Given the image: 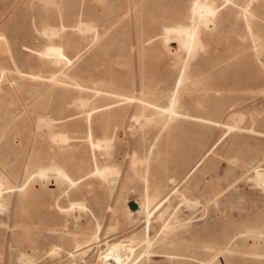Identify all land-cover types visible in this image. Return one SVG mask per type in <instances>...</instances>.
I'll list each match as a JSON object with an SVG mask.
<instances>
[{"label":"rangeland","instance_id":"rangeland-1","mask_svg":"<svg viewBox=\"0 0 264 264\" xmlns=\"http://www.w3.org/2000/svg\"><path fill=\"white\" fill-rule=\"evenodd\" d=\"M191 3L0 0V264H264V0H238L249 19L215 0V28L189 55L175 30ZM170 97L192 119L142 107ZM53 163L73 186L36 176ZM131 238L127 258L104 255Z\"/></svg>","mask_w":264,"mask_h":264},{"label":"bare ground","instance_id":"bare-ground-1","mask_svg":"<svg viewBox=\"0 0 264 264\" xmlns=\"http://www.w3.org/2000/svg\"><path fill=\"white\" fill-rule=\"evenodd\" d=\"M51 2V0H47V2ZM224 2L228 3L229 2V5H233L237 8H239L241 10V15L244 17V18H250L252 17V12H248L249 11V8L251 7L249 4H244V5H240L238 3V0H223ZM214 2L215 0H192V3H191V10L189 12V20H190V23L189 24H181L179 25V28H177L175 30V36H177V43L180 44V48H182L183 50L185 49L187 54L189 55H192L194 53V49H195V45L196 44H199L200 48H202V44H203V37L206 35V33L208 34V36L211 34L212 30L215 28V27H212L210 28L213 24H214V21H216V15H217V11H216V7L214 5ZM88 15V11L87 10H83L82 13H81V17L82 16H86ZM242 17V18H243ZM87 24V23H85ZM86 26V25H85ZM210 26V27H209ZM89 29H91V27L89 26L88 27ZM79 29H83L85 32L87 30V27H86V30L85 28L82 26H79L78 27V30ZM93 29V28H92ZM45 30V29H44ZM58 30V29H57ZM49 33L50 34V37L51 36H55L57 33L56 31L50 29V28H46V31L45 33ZM44 34V33H43ZM52 46L54 44H51ZM186 61V60H185ZM5 71V70H4ZM56 75V74H55ZM53 79V78H52ZM53 81V80H52ZM182 81V78L180 80V82ZM51 82V81H50ZM78 87H80L81 89H83V87L79 86L77 84ZM76 86V87H77ZM179 87V85H178ZM79 89V88H78ZM84 91V89H83ZM92 91V90H91ZM97 93V92H96ZM103 93L105 94H108V95H113L111 93H108V92H105L103 91ZM102 97H104V95H102ZM107 97V96H106ZM130 97H127L128 100H131L129 99ZM132 99L134 97H131ZM170 102L168 104V106L166 107H159V106H153L151 105V103H148V102H143L141 101L142 103V107H152L154 113L156 115H158L159 117H161L165 123L167 124H170L172 126H174V124L176 122H174L175 120H190V118L192 119V117H189L188 115H184L182 113H179L175 110V104H176V100L175 99H172L170 97ZM87 101H76L75 102V106L77 108H85L87 103ZM70 107V106H68ZM93 108V107H92ZM94 109H90L88 110L87 112V115L88 117H90V112H92ZM95 111V110H94ZM5 114V113H4ZM48 116V115H47ZM37 117V116H35ZM142 117V116H141ZM43 118V117H42ZM72 118V117H71ZM69 119V118H68ZM133 119V118H132ZM136 119V118H135ZM142 119V118H141ZM234 119V118H233ZM37 120V119H36ZM43 120V119H42ZM41 119H39V121L42 122ZM148 120V119H147ZM232 120V119H231ZM45 121V120H43ZM50 121V120H49ZM49 121H45L47 122L46 123V126H50V125H53L51 123H49ZM52 121V120H51ZM144 121V120H143ZM195 121L200 123V124H205V122H207L208 120L204 119V118H195ZM37 123L40 125V123ZM53 122V121H52ZM44 122H42L43 124ZM54 123V122H53ZM134 123H137L134 121ZM48 124V125H47ZM45 127V124L43 125ZM53 127V126H52ZM101 128L103 129L104 132H106L108 130V123L107 121H103L101 122ZM163 128V126H162ZM44 129V128H43ZM230 129V128H228ZM45 130V129H44ZM56 130V129H55ZM49 134V133H48ZM53 135V134H52ZM56 135V134H54ZM53 135V137H54ZM49 136V135H48ZM104 137V136H102ZM55 138L57 139V141L60 143H65V141L67 140V138L64 136V135H57L55 136ZM56 140L54 138L51 137V140ZM52 140V142H53ZM57 142V143H58ZM89 142H90V146L91 147H97L99 148L101 145H104V146H101V148L99 149H102L103 147H106V148H109V142L110 140H107V137H104V139H100V140H96L94 141L92 139V136H91V133L89 134ZM106 148H103L106 150ZM97 150V149H96ZM104 150V151H105ZM108 150V149H107ZM99 151V150H98ZM109 151V150H108ZM105 156H111L109 153H106L104 154ZM68 162H65L64 163V166H66ZM247 168V167H246ZM28 173V172H27ZM26 174V173H25ZM35 174V173H33ZM31 174V175H33ZM116 174V171L113 167H110V166H104L102 168H96L95 171L93 172V175L97 176L98 178H100L103 182H106L108 181V179L112 176ZM29 175V174H28ZM48 175H53V177L55 178L56 181H59L60 184L61 182L62 183H69L71 186H73V181L70 179L69 175L67 174V172L65 171L64 168H62L61 166L53 163L51 164V166L47 167V168H44L42 166H39L37 167V171H36V176L40 179H47ZM31 177V176H30ZM51 178V176H49ZM52 178V179H54ZM27 179V178H26ZM32 179V177H31ZM114 181V180H113ZM30 182V181H29ZM36 183V182H35ZM44 183V182H43ZM113 183V182H112ZM30 183H28L29 185ZM32 186V185H31ZM12 188V187H11ZM3 182L0 180V198H1V193L3 191ZM24 189H21L19 190L20 193L23 192ZM60 197V196H59ZM152 199L153 197L149 194V193H146L145 197H144V200L138 204V209L136 211L137 214H140L142 215L143 217V220H144V224H145V230H149V225H150V216H151V212H150V205H151V202H152ZM163 201V200H162ZM191 204V203H190ZM189 204V205H190ZM73 206V205H72ZM75 206V205H74ZM77 206L80 208L81 205L80 204H77ZM190 207V206H189ZM215 207V205H214ZM0 209H3V205L1 203V199H0ZM68 209V208H67ZM78 209V208H76ZM63 210V209H62ZM71 210V209H70ZM73 211V209L71 210ZM167 211H163L162 213L159 214L158 218L161 219L163 218L164 214H166ZM185 213V212H184ZM136 216V215H135ZM170 216V215H169ZM194 217V216H193ZM144 230V233H146V231ZM250 233V232H249ZM254 234V232H252ZM98 234H99V229L96 231L95 233V237L94 239L97 240L98 239ZM257 234V233H255ZM146 236V234H145ZM176 236V235H175ZM246 236V234H245ZM248 236V235H247ZM254 236V235H253ZM257 236V235H256ZM249 237V236H248ZM254 239V237H252ZM257 238V237H256ZM260 239V238H259ZM250 240V239H249ZM133 239H120V240H117L115 242H113L112 244H108V243H104L106 245V249L104 251V255L108 256L112 261H121L125 258H127V256L129 255V253L132 252V249H133ZM145 242V240H144ZM151 242V241H150ZM145 248L146 250L145 253H147V250L150 246V243L147 241L145 242ZM79 247V246H78ZM255 247V246H254ZM204 250V249H203ZM209 250V249H208ZM143 253V252H142ZM103 253H100V255H102ZM141 255V254H140ZM23 256V255H22ZM180 256H183L185 258H189L190 256L189 255H186V254H182ZM25 262V260H22ZM23 263V262H22Z\"/></svg>","mask_w":264,"mask_h":264}]
</instances>
